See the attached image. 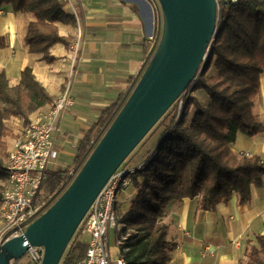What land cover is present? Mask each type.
I'll use <instances>...</instances> for the list:
<instances>
[{
  "label": "trees",
  "instance_id": "trees-1",
  "mask_svg": "<svg viewBox=\"0 0 264 264\" xmlns=\"http://www.w3.org/2000/svg\"><path fill=\"white\" fill-rule=\"evenodd\" d=\"M2 5H10L13 12L34 14L35 19L27 24L24 43L29 52L41 53L45 61L53 59L49 52L53 43L69 45L71 42L70 37L58 33L57 23H75L73 16L63 10L60 0H0V7ZM154 13L153 33L159 38L161 14L158 7ZM211 66L214 75L207 74ZM261 74H264V0L225 3L205 59L186 86L191 91L203 90L209 103L194 104V99L187 96V105L177 120L176 107L170 106L165 112L167 115L170 112L169 120L161 124L164 125L161 137L145 154L144 166L131 174L132 182L138 187L137 194L130 200L127 211L116 214L118 232L124 236L118 242L119 253L127 264H167L169 243L165 240L167 226L162 218L170 202L197 197L198 209L211 211L233 194L239 203H248L251 185L262 186L264 165L261 159L256 155H237L231 148L238 133L250 136L263 130L261 119L253 111ZM129 91L101 111L80 141L72 159L76 165L74 176L124 104ZM52 100L29 66L21 70L20 80L14 86H10L5 74L0 72V152L3 157L7 152L1 137L11 134L3 121L17 117L27 124L31 113ZM190 104L194 108L187 124ZM165 113L162 116L165 117ZM3 170L0 165V176ZM74 176L67 169H47L39 192L43 190L48 207ZM137 176L143 178L142 184L137 182ZM72 241L70 238L68 244ZM86 247L84 240L73 241L63 264H76L84 256ZM245 257L241 264H264V228L255 236V243L245 252Z\"/></svg>",
  "mask_w": 264,
  "mask_h": 264
},
{
  "label": "crops",
  "instance_id": "crops-1",
  "mask_svg": "<svg viewBox=\"0 0 264 264\" xmlns=\"http://www.w3.org/2000/svg\"><path fill=\"white\" fill-rule=\"evenodd\" d=\"M70 4L76 11L77 21L57 23V29L60 35L70 37L71 42L69 45L53 43L49 48L51 61H45L41 53L29 52L24 43L27 24L35 19L34 14L13 12L10 5L0 7V72L5 74L8 84L16 85L26 66L31 68L52 99L58 97L69 83L74 103L60 117L59 132L54 138V159L67 154L74 157L80 141L101 111L131 89L132 79L141 74L148 58L147 38L154 31V12L158 5L156 0H71ZM71 6L64 5L63 10L70 13ZM77 24L82 29V41L73 56L70 46ZM71 70L73 75L69 78ZM214 72L211 66L207 74L214 75ZM190 96L194 104L201 106L210 101L201 89L191 91ZM193 108L188 109L187 124L191 121ZM253 111L261 119L263 130L250 136L238 133L231 148L237 155L258 156L264 165V74L260 75ZM13 120L20 125L14 126ZM3 122L11 132L3 138L8 155L26 124L17 117ZM163 130L164 125H161L130 160L131 166L144 159ZM7 155L1 157L0 162L4 169V186L7 183L4 168ZM54 159L51 164L57 162ZM136 180L142 184L143 178L137 176ZM137 190L131 180L127 188L117 193L116 214L128 210ZM250 194L248 203H239L233 194L211 211L199 210L197 197L170 202L162 218L167 226L165 240L169 243L167 264H241L245 261V252L264 228V175L262 186L251 185ZM80 239L87 242L88 234L82 232ZM108 246L112 259L120 256L117 238L116 243Z\"/></svg>",
  "mask_w": 264,
  "mask_h": 264
},
{
  "label": "water",
  "instance_id": "water-1",
  "mask_svg": "<svg viewBox=\"0 0 264 264\" xmlns=\"http://www.w3.org/2000/svg\"><path fill=\"white\" fill-rule=\"evenodd\" d=\"M157 2L161 33L137 83L65 190L22 234L0 244V264L33 246L43 248L40 264H58L106 181L199 71L215 30V0Z\"/></svg>",
  "mask_w": 264,
  "mask_h": 264
},
{
  "label": "built area",
  "instance_id": "built-area-1",
  "mask_svg": "<svg viewBox=\"0 0 264 264\" xmlns=\"http://www.w3.org/2000/svg\"><path fill=\"white\" fill-rule=\"evenodd\" d=\"M60 1L63 6H71V0ZM236 1L215 0L216 23L222 6L225 3H235ZM70 14L77 21V14L72 6ZM81 41L82 29L77 24L75 37L70 46L73 56L78 52ZM147 41L148 62L157 47L159 38H156L154 33H152L148 36ZM207 50L202 62L205 59ZM72 75L73 72L71 70L69 78ZM140 75L132 79L131 88L135 86ZM190 93L191 89L185 88L174 101L176 118L180 116L182 109L187 105L186 98ZM73 103L74 99L69 93L68 83L58 97L48 103L46 108L37 110L28 120L19 138L16 139L13 147L8 151L4 165L7 173V183L0 193V244L13 236L22 234L26 227L36 218L39 210L38 205H36V198L39 194L42 180L54 157V138L59 132L60 117ZM192 108L191 104L188 105V109ZM145 161L146 158L144 157L135 166H123L121 164L101 188L80 223L82 232L88 234V240L84 256L76 264H127L121 256L114 259L111 258L108 234L110 230H119L120 228L115 211L117 193L127 188L131 183V174L142 168ZM123 238L124 236L119 231L117 244ZM27 255L29 263L40 264L43 248L30 247L27 250Z\"/></svg>",
  "mask_w": 264,
  "mask_h": 264
},
{
  "label": "rangeland",
  "instance_id": "rangeland-1",
  "mask_svg": "<svg viewBox=\"0 0 264 264\" xmlns=\"http://www.w3.org/2000/svg\"><path fill=\"white\" fill-rule=\"evenodd\" d=\"M157 7H159L157 5ZM159 10H160V7H159ZM161 14V13H160ZM147 64V63H146ZM145 64V66H146ZM144 66V67H145ZM133 89V87L130 89V91ZM129 91V93H130ZM129 95V94H128ZM169 117H170V112L169 114L167 115L165 113V117L162 116L157 122L156 124L150 129V131L144 136V138L134 147V149L130 152V154L127 156V158H125V160L122 162V165L123 166H131L130 165V160L133 158V156L142 148L145 146L146 143L149 142L150 139H152L154 133L157 131V129L161 126V124H163L165 121H168L169 120ZM9 119V118H7ZM21 122L22 119H21ZM11 123V122H10ZM3 124H5L3 122ZM17 124L20 125L19 122L13 120V125L16 126ZM6 126V125H4ZM21 127V126H20ZM20 127H19V130H20ZM5 137L2 136L1 139L3 140V138ZM2 154L0 152V162H2ZM4 158V157H3ZM54 159V158H53ZM52 159V160H53ZM72 159L73 157L71 155H64L62 157H60L59 159H54L55 161H57L55 164H51L49 169H56V168H59L61 170H66L69 172V174L73 177L74 176V173L76 171V165L72 162ZM5 181V176L2 175L0 177V193L2 191V189L4 188V183ZM46 195L44 194L43 190H41L36 198V205H38L39 207V210H38V213H37V216L38 217L39 215H41L48 207V204L49 202L46 201ZM52 198H50L51 200ZM117 232L118 230L116 229H112L110 230L109 234H108V244L111 245L112 243H116V238H117ZM81 234H82V230H81V227L79 226V228H77L75 230V232L73 233L71 239L73 238V241L75 240H79L80 237H81ZM70 241V240H69ZM72 241V242H73ZM72 242L70 244H67L62 255H61V258L58 262V264H63L64 262V258L66 256V254H68L69 250L71 249L72 247ZM111 249V248H110ZM29 263V260H28V255H27V252L18 260H15V261H11L10 264H28Z\"/></svg>",
  "mask_w": 264,
  "mask_h": 264
}]
</instances>
